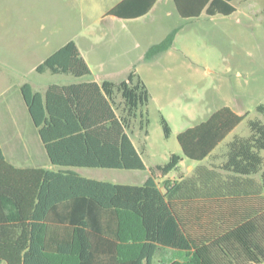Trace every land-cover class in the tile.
Masks as SVG:
<instances>
[{
  "label": "trees",
  "instance_id": "trees-1",
  "mask_svg": "<svg viewBox=\"0 0 264 264\" xmlns=\"http://www.w3.org/2000/svg\"><path fill=\"white\" fill-rule=\"evenodd\" d=\"M233 1L172 0L178 16L186 20L204 12L230 16L236 11ZM156 2L121 0L108 15L134 20L147 15ZM176 32L152 45L146 58L170 48ZM35 70L76 79L91 75L72 41ZM20 92L58 170L14 167L0 147V264H154L168 250L173 259L166 264L264 262V156L256 153H264L260 122H249V138L236 137L228 144V163L240 174L259 172V184L233 177V182L217 185L224 192L200 194L196 178H166L182 162L176 154L151 168L141 186L111 184L84 178L73 169H146L129 137L138 113L144 118L150 97L140 78L131 72L119 83L50 85L44 93L25 83ZM257 112L264 117V104ZM244 117L222 108L181 132L177 142L182 155L202 162ZM161 124L168 137L164 118ZM160 178H165L162 189ZM197 197L204 201L194 202Z\"/></svg>",
  "mask_w": 264,
  "mask_h": 264
},
{
  "label": "rangeland",
  "instance_id": "rangeland-1",
  "mask_svg": "<svg viewBox=\"0 0 264 264\" xmlns=\"http://www.w3.org/2000/svg\"><path fill=\"white\" fill-rule=\"evenodd\" d=\"M120 1L0 0V106L3 97L16 94L25 83L38 91L64 79L77 81L70 75L35 70L72 41L91 71L80 80L119 83L133 72L150 95L144 118L138 113L129 131L146 169H76L84 178L141 186L149 170L166 164L171 154L179 155V167H184L188 160L178 134L222 108L245 117L218 149L216 159L234 136L249 138L250 121L264 126V117L257 112L264 104V13L203 14L186 20L178 16L172 0H161L143 17L119 20L108 12ZM239 2L232 4L238 8ZM175 29L170 48L146 58L149 48ZM161 118L170 129L168 137Z\"/></svg>",
  "mask_w": 264,
  "mask_h": 264
},
{
  "label": "crops",
  "instance_id": "crops-1",
  "mask_svg": "<svg viewBox=\"0 0 264 264\" xmlns=\"http://www.w3.org/2000/svg\"><path fill=\"white\" fill-rule=\"evenodd\" d=\"M159 1L161 0H157L156 4L153 6L151 11H153L156 8V6L159 4ZM234 7L236 10L234 14H236L239 11L242 14L244 12H248V14H255V15L264 13V3H260L259 0H240L238 8L236 6ZM203 14H205V16L208 17L216 16V15L209 16L204 12L198 18L202 17ZM223 17H229V16H223ZM198 18H196V20ZM56 75H61V74H56ZM76 80L77 81H73L71 79H64L62 80V82L58 84L53 83V84H49L48 86L50 85L66 86V85L79 84L84 82H96V83L101 82L96 80H91V81H83L80 79H76ZM47 87L45 89H41L38 91L33 90V91L44 93ZM233 138H235V136ZM226 140H228V136L202 162H192L188 160V163H186L184 167L178 168L177 173L171 174L166 178H171L172 180H176V181L179 179L196 178L197 179L196 185L199 190V193L210 196L224 192L223 189L218 190L217 185L223 187L225 186V184H227V182H233L234 181L233 177H241L243 179H247V178L253 179L254 182L259 184L260 183L259 172L251 173V174H240L236 172L234 170V167L228 163L229 155L231 153L228 149V144L232 141L230 142L228 141V143L226 144L227 149L224 151L223 154H221L219 159L214 158V156H216L215 155L216 152L218 151L219 148H221V146L225 144ZM0 147L2 149L5 159L14 167L27 168V169L42 168L49 171H55L56 169L58 170V167L53 166L50 163V160L48 159L45 148L38 135L37 129L34 127L30 119L27 107L23 101L20 90L16 94L13 93L6 95L5 97H3L1 101ZM256 153L258 157L264 156L263 152L259 151ZM200 167H203L204 169L203 171L197 173V169ZM73 170L76 172V169ZM164 179L160 178V181L162 180L164 181ZM236 182L243 183L242 180ZM162 183L159 185L161 189H162ZM251 186H253V183ZM225 197H228V195H226ZM241 197H243V194H241ZM202 201H204V198L201 197H197L194 200V202L198 204ZM171 259H173V252L168 250L164 252L163 256H157L154 259V264H166Z\"/></svg>",
  "mask_w": 264,
  "mask_h": 264
}]
</instances>
